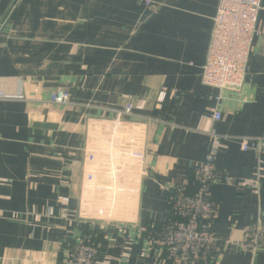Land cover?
<instances>
[{
    "label": "crops",
    "instance_id": "obj_1",
    "mask_svg": "<svg viewBox=\"0 0 264 264\" xmlns=\"http://www.w3.org/2000/svg\"><path fill=\"white\" fill-rule=\"evenodd\" d=\"M218 0H0V264H61L66 248L88 240L95 264H158L117 225L82 221L79 192L89 120L113 119L128 103L149 120L137 227L166 218L168 191L181 185L219 137L216 176L252 179L256 155L241 138L264 137V0L241 93L201 83ZM8 17V18H7ZM7 19V20H6ZM58 90L70 96L54 105ZM165 93L164 101L157 98ZM216 264H264L243 253V229L264 220V185L236 190L219 182Z\"/></svg>",
    "mask_w": 264,
    "mask_h": 264
},
{
    "label": "built area",
    "instance_id": "obj_2",
    "mask_svg": "<svg viewBox=\"0 0 264 264\" xmlns=\"http://www.w3.org/2000/svg\"><path fill=\"white\" fill-rule=\"evenodd\" d=\"M262 0H218L212 20L210 43L201 83L217 91L208 97L216 107L207 108L208 117L221 120L217 106L226 93L239 94L244 88L256 35ZM8 18V17H7ZM7 20V19H6ZM5 22L0 23V32ZM69 94L58 90L51 95L54 105H66ZM165 93L157 98L164 101ZM133 104L128 103L113 119L89 120L82 150L79 213L82 221L117 225L126 241L135 237L158 264H216L222 244L214 237L213 221L218 204L212 196L215 184H233L236 190L253 189L258 194L264 185V137L241 138L242 152H254L252 179H217L216 149L219 137L211 134V147L205 161L195 166L181 185L167 189L169 213L162 224L137 227L130 220L145 177L144 148L149 120L135 122ZM243 253L264 251V220L257 219L243 229L237 243ZM98 248L83 239L66 248L61 264H95Z\"/></svg>",
    "mask_w": 264,
    "mask_h": 264
},
{
    "label": "trees",
    "instance_id": "obj_3",
    "mask_svg": "<svg viewBox=\"0 0 264 264\" xmlns=\"http://www.w3.org/2000/svg\"><path fill=\"white\" fill-rule=\"evenodd\" d=\"M169 213V207L167 206V209H166V215ZM85 241H88V240H85Z\"/></svg>",
    "mask_w": 264,
    "mask_h": 264
}]
</instances>
